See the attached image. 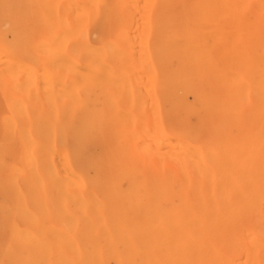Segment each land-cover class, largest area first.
I'll return each instance as SVG.
<instances>
[{
    "label": "bare ground",
    "instance_id": "bare-ground-1",
    "mask_svg": "<svg viewBox=\"0 0 264 264\" xmlns=\"http://www.w3.org/2000/svg\"><path fill=\"white\" fill-rule=\"evenodd\" d=\"M0 133L24 264H264V0H0Z\"/></svg>",
    "mask_w": 264,
    "mask_h": 264
},
{
    "label": "rangeland",
    "instance_id": "rangeland-1",
    "mask_svg": "<svg viewBox=\"0 0 264 264\" xmlns=\"http://www.w3.org/2000/svg\"><path fill=\"white\" fill-rule=\"evenodd\" d=\"M13 140L14 137L0 133V264H24L20 257L22 242L13 235L14 227L22 226L21 210L15 205L22 183L13 168L19 151Z\"/></svg>",
    "mask_w": 264,
    "mask_h": 264
}]
</instances>
